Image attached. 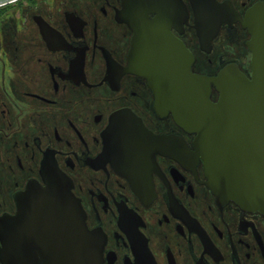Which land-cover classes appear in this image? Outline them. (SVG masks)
Masks as SVG:
<instances>
[{
	"label": "flooded vegetation",
	"instance_id": "1",
	"mask_svg": "<svg viewBox=\"0 0 264 264\" xmlns=\"http://www.w3.org/2000/svg\"><path fill=\"white\" fill-rule=\"evenodd\" d=\"M130 1L0 5V217L16 213V197L29 182L44 184L50 170L59 169L72 182L88 228L104 235L102 264H264V203L220 200L194 153L195 133L170 112L159 115L146 78L123 69L138 13L154 18L174 6L170 29L194 54L193 71L212 74L237 61L250 76V34L240 19L264 0H142L137 8ZM216 4L237 14L219 23L206 50L194 26L195 9ZM221 38L241 43L245 60L217 53ZM198 53L210 62L217 53L218 68L197 69ZM217 96L212 86L211 98ZM123 107L170 137L172 150L157 151L151 166L125 171L117 158L100 155L109 116ZM182 143L190 153H183Z\"/></svg>",
	"mask_w": 264,
	"mask_h": 264
},
{
	"label": "water",
	"instance_id": "2",
	"mask_svg": "<svg viewBox=\"0 0 264 264\" xmlns=\"http://www.w3.org/2000/svg\"><path fill=\"white\" fill-rule=\"evenodd\" d=\"M11 1L0 0V5ZM141 5L142 0L130 1L131 8ZM174 11L170 6L154 18L138 13L123 69L146 78L159 115L170 112L177 124L195 133L194 153L203 160L212 192L223 201L259 206L264 203V3L253 4L240 19L250 34L245 41L250 76L237 61L212 74L193 71L194 54L170 29ZM181 11L185 17L184 7ZM233 13L234 8L222 4L195 9L202 48L208 50L219 23ZM212 86L218 92L215 100ZM102 136L100 155L117 158L125 171L151 166L157 151L172 150L170 137L152 131L128 107L110 114ZM182 145L183 153H190L189 145ZM50 171L44 184L29 182L16 197L15 214L0 217L1 263L102 264L104 235L88 228L69 176Z\"/></svg>",
	"mask_w": 264,
	"mask_h": 264
},
{
	"label": "rangeland",
	"instance_id": "3",
	"mask_svg": "<svg viewBox=\"0 0 264 264\" xmlns=\"http://www.w3.org/2000/svg\"><path fill=\"white\" fill-rule=\"evenodd\" d=\"M232 44L233 48L235 47L236 50H230L228 49L226 46H228V44ZM217 49L219 51L218 52H226L227 54H225L226 56H230L232 57V55H234L233 57H237L241 60V62H243V60H245V56H244V52H245V47L242 46L241 43H236V42H231L225 38H221L218 42H217ZM217 53L211 56V62L206 58V56L204 54H200L198 53L196 56V60H195V65L196 68L199 70H205L207 72H214L217 68H218V62H217ZM231 53V54H228Z\"/></svg>",
	"mask_w": 264,
	"mask_h": 264
},
{
	"label": "trees",
	"instance_id": "4",
	"mask_svg": "<svg viewBox=\"0 0 264 264\" xmlns=\"http://www.w3.org/2000/svg\"><path fill=\"white\" fill-rule=\"evenodd\" d=\"M1 7V6H0Z\"/></svg>",
	"mask_w": 264,
	"mask_h": 264
}]
</instances>
